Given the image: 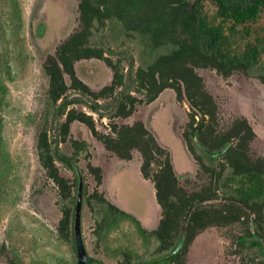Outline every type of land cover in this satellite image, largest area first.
Here are the masks:
<instances>
[{
  "label": "rangeland",
  "instance_id": "rangeland-1",
  "mask_svg": "<svg viewBox=\"0 0 264 264\" xmlns=\"http://www.w3.org/2000/svg\"><path fill=\"white\" fill-rule=\"evenodd\" d=\"M80 1L0 0V21L15 20L12 15L18 13L22 22L19 34L0 31V57L6 53L0 63V264H76L78 181L61 155L76 157L82 176L80 223L89 264H141L164 255L169 256L166 264H264L255 246L238 241L255 231L264 238V198L260 203L240 202L234 193L237 177L229 179L240 167L264 163V10L246 30L236 26L230 32V23L204 0L207 23L227 30L226 54L241 57L250 46L258 47L252 69L223 70L188 41L153 47L148 36L127 29L113 15L110 8H118L120 0L105 1L107 16L101 7V13L88 11L84 20ZM159 1L169 9L194 0ZM65 43L63 63L57 51ZM70 70L77 81L69 78ZM113 76L118 80L111 90ZM123 90L133 98L125 103V111L130 101L134 108L126 117L114 103ZM80 96L101 106L99 114L70 101ZM64 102L68 108L60 111ZM69 110L91 116L100 135L115 138L114 128L137 121L153 133L171 156L181 190L174 196L173 230L160 237L139 233L136 220L155 231L162 218L153 185L139 171L141 154L129 149L131 162L122 165L118 160L123 159L84 123L64 125ZM194 132L209 152L226 145L233 149L210 161L195 147ZM39 142L59 183L40 164ZM201 198L205 202L198 210L205 208L208 218L197 221L203 225L171 256L177 231L186 232L196 223L191 213L184 218L180 207ZM109 199L132 217L113 213Z\"/></svg>",
  "mask_w": 264,
  "mask_h": 264
},
{
  "label": "trees",
  "instance_id": "trees-1",
  "mask_svg": "<svg viewBox=\"0 0 264 264\" xmlns=\"http://www.w3.org/2000/svg\"><path fill=\"white\" fill-rule=\"evenodd\" d=\"M105 1L106 0H81L79 11L82 20L86 18L88 11L101 13V7L105 8L106 11L104 14L107 16L109 8H106ZM120 1L122 3L119 4L118 8L115 10L110 8L113 15L123 21L127 29L148 36L153 47H158L166 43L182 45L188 41L196 51L214 61L223 70L241 69L247 71L252 69L257 63L259 58L257 46H250L245 55L241 57H231L226 54L225 51L228 46L225 32L227 30L234 32L236 26H242L243 29L246 30V25L255 22L260 13L264 10V0H210L216 7V15L218 18L223 22L230 23L227 30L223 25L212 26L207 23L202 14L204 0H194L190 3L187 1H179L169 7V9H165L159 0ZM97 2L99 3L98 8L95 7ZM12 16L16 17L15 20L13 17L8 23L0 21V31L2 32V35L6 33L5 29L10 31L11 34H19V31L22 28L21 18L18 13H13ZM65 47L66 43L57 51L58 59L63 63L65 61ZM5 55L6 53H1L0 63ZM68 75L71 80L77 81L72 70L68 71ZM117 80V76H113L112 86L109 89L112 90L113 85ZM83 87L86 89V86ZM107 88L108 87H105L104 89ZM53 91L54 83L51 81L49 84L50 98L53 97ZM88 94L97 96L90 91ZM100 94L101 92H99L98 96H100ZM80 97L81 98H72L70 101H79L87 106L91 112L99 114L102 109L101 106L90 103L85 99V96ZM131 99L133 98L130 94H127L125 90L119 92L116 96L114 103L122 109L121 113L123 117L130 115L134 111L133 103L131 101L129 104L132 106L128 111H125V103L129 102L128 100ZM67 108V102H64L59 107V110L62 111ZM74 120L84 123L90 129L91 133L103 142L108 150L114 151L119 158L129 161L131 159L129 149L132 148H135L141 154L142 162L139 166V171L141 177L150 181L153 185L155 200L161 208L162 218L158 229L155 231L146 230L136 220L139 233L145 237H160L173 230L171 227L175 224L177 216H172L171 211L175 204L174 196L177 191L181 190L178 189V179L172 168L171 156L169 152L158 143L153 133L147 129L141 121H137L131 127L120 126L118 131L114 128L116 137L113 138L109 135H100L94 128L91 116L86 115L83 112L69 110L64 125L68 126V124ZM241 133V131L238 132V139L240 138ZM182 136L185 141H187V134H183ZM192 141L195 147L204 153L210 161L217 160L220 157H212L205 153L207 150L202 147L199 135H197L196 132L193 134ZM120 149L124 150L123 154ZM232 149L233 146L226 145L221 150H224L223 154H225L232 151ZM38 150L40 164L45 170V173L49 178L53 179L56 183H59L61 178L57 175L48 154L45 152L40 142ZM60 160L73 170L77 179V173L79 171L76 165V157L61 155ZM235 177L237 178L236 190L234 189V193L240 199V202L246 203L248 201H253L254 203H260L263 200L264 163L259 161L252 167H240L230 175L229 179L233 181ZM204 202L205 200L201 198L197 199L195 202H189L187 204L188 207H186V205L180 207L179 210L181 213H184V218L193 214L192 219L196 223L194 226L187 227V230H185L186 232L177 231V235H179L178 245L171 253V256H175V254L178 253L180 248L179 245H184L186 241L188 242L192 238L197 225H203L197 221L208 218V211L204 210L205 208L198 210ZM263 204L264 203H261V205ZM107 205L113 213L117 215L132 217L110 202H107ZM238 241L242 244L255 246L264 256V238L258 231L242 235L238 238ZM168 259L169 256L164 255L145 261L141 264H166ZM90 261L91 260L88 257V264Z\"/></svg>",
  "mask_w": 264,
  "mask_h": 264
},
{
  "label": "water",
  "instance_id": "water-1",
  "mask_svg": "<svg viewBox=\"0 0 264 264\" xmlns=\"http://www.w3.org/2000/svg\"><path fill=\"white\" fill-rule=\"evenodd\" d=\"M224 150L219 152L210 153L205 151V153L212 157H219L223 154ZM77 193L75 202V212H74V222H73V240L75 246V252L77 256L76 264H88V255L84 247L82 233H81V207H82V194H83V180L81 174L77 173Z\"/></svg>",
  "mask_w": 264,
  "mask_h": 264
},
{
  "label": "crops",
  "instance_id": "crops-1",
  "mask_svg": "<svg viewBox=\"0 0 264 264\" xmlns=\"http://www.w3.org/2000/svg\"><path fill=\"white\" fill-rule=\"evenodd\" d=\"M119 163H122L125 164V163H128V162H131V161H126V160H118ZM154 198H155V194H154ZM110 200V199H109ZM115 206L117 205L116 203H114L112 200H110ZM156 201V200H155ZM118 207V206H117ZM119 208V207H118ZM121 209V208H120ZM156 209L158 210L159 209V206L158 204L156 203ZM144 227V226H143ZM147 228V227H146ZM152 228V227H151ZM151 228H147V229H151Z\"/></svg>",
  "mask_w": 264,
  "mask_h": 264
}]
</instances>
